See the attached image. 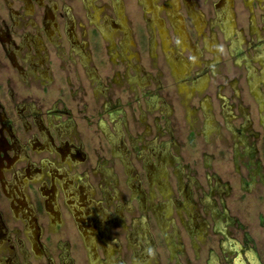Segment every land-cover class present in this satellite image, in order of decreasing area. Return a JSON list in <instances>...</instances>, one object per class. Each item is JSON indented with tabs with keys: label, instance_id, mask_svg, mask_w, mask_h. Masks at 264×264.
<instances>
[{
	"label": "rangeland",
	"instance_id": "1",
	"mask_svg": "<svg viewBox=\"0 0 264 264\" xmlns=\"http://www.w3.org/2000/svg\"><path fill=\"white\" fill-rule=\"evenodd\" d=\"M162 1L165 0H158ZM52 2L57 6L55 14L61 26L65 24L66 9L70 10L76 25L72 37L63 32L61 37L53 38L49 43V58L54 59L56 55L65 60L73 58L77 64L82 80L73 81V87L79 89L83 83L85 91H79L77 99L80 105L89 103L95 109L90 110V114H94L90 128L91 134H95L93 140L105 134L113 140L122 137L127 146L121 153L110 150L111 154L105 159H95L98 165L93 169L69 171L67 168L74 184L78 179L73 180L71 173L82 178L83 184L91 189L86 201L91 205L84 206L76 196L69 198L71 208L84 223L92 226L96 218L105 219V214L97 213L98 209L93 206L99 201L108 216H113L109 225H105L106 239L116 243L113 263L264 264V79L259 81L255 95L246 82L248 67L256 72L264 68V4L261 0H251V4L234 0L236 27L241 36L236 31L231 33L235 39L240 36L239 44L232 50L218 23H211L219 0H196L198 9L205 14L204 30L209 48L203 44L182 4L191 35L184 47L196 45L200 53H193L196 58L190 60L188 49L180 50L194 62L189 73L181 78H174L168 69V55L162 52L156 26L154 34L152 30L155 55L151 54L145 10L139 0H124L133 42L123 51L120 48L122 28L117 21L114 26L107 25L108 32L103 34L100 30L106 13L114 17L111 0H91L89 8L84 0ZM250 11L255 26L249 24ZM160 15L161 19L165 17L162 11ZM167 30L169 41L175 45L177 38L169 26ZM108 36L115 44L113 52L109 50ZM204 76L208 80L202 92L195 89L191 95L185 94L184 85ZM45 78L58 77L48 73ZM84 93L88 95L86 98ZM208 97L214 124L202 128L206 120L201 104H205ZM108 111L115 114L113 121ZM235 138L237 147L234 148ZM135 143L139 148L133 157L128 150L132 152ZM147 146L155 148V155L150 156ZM148 166L155 168V183L146 176ZM138 174L143 196L130 200L129 197L135 195L133 187ZM180 174L181 191L177 185ZM104 184L109 186L110 195L100 192ZM29 193L40 217L41 229L60 231L55 241L57 246L51 248L56 256L62 252L73 264H86L85 260L88 264H98L96 262L106 260V249L101 246L102 231L96 236L89 234L87 240L81 236L61 194L56 202L64 221L60 218L62 224L59 221L51 225L45 217V205L39 198L38 188L31 187ZM108 196L113 202L106 206ZM119 199H124L126 209L115 213L113 206ZM168 202L171 207L155 216L158 207ZM6 213L12 214V210L8 208ZM137 217L140 231L137 243H133L123 229ZM191 222L196 224L195 228L191 227ZM16 224L21 226L19 222ZM41 242L45 243L43 237ZM140 246L147 250L142 258L138 257Z\"/></svg>",
	"mask_w": 264,
	"mask_h": 264
},
{
	"label": "flooded vegetation",
	"instance_id": "2",
	"mask_svg": "<svg viewBox=\"0 0 264 264\" xmlns=\"http://www.w3.org/2000/svg\"><path fill=\"white\" fill-rule=\"evenodd\" d=\"M139 1L145 10L146 23L150 33L151 54L155 55V37L152 35V30L154 34L156 26L159 28L161 37L159 44L162 45V52L168 55L171 65L170 67L166 62L168 69L174 78H181L189 73L190 67L194 63L190 62L196 58L192 54H196L197 51L200 53V48H197L196 45L184 47L187 40L191 39V35L185 14L182 11V4L193 27L201 36L203 44L209 48L206 45L207 38L204 30L205 14L198 9L196 0ZM246 1L251 4V0ZM84 2L85 6L89 8L88 4L91 0H84ZM261 3L264 4V0H261ZM53 5L55 4L52 0H0V264H73V260L69 261V258L67 260L62 252L57 256L53 253L52 249L57 244L55 241H57L56 237L60 231L45 232L41 229L40 223L38 224L40 217L29 193L33 186L39 190V198L45 205V217L51 225H56L61 220L60 218L64 221L63 214L56 202L61 194L68 204L67 209L70 210L68 212H71L74 220L72 221L81 236L83 235L87 240L89 234L96 236V233L102 231L101 246L106 249V260L96 263L116 264L113 263V247L116 243L110 242L105 237V225H109L113 216H108L109 214L99 201V204L93 206L98 209L97 213L105 214V219L96 218L92 226L84 223L79 214L71 208L69 198L76 196L84 206L91 205L92 203H86L91 189L83 184L82 178L71 173L74 176H72L73 180L78 179L77 184H74L71 181L72 178L69 177L70 173L67 168L69 171L80 168L84 171L88 168L93 169V166L98 165L95 164V159H105L111 154L110 150L111 152L118 150L121 153L124 148L127 149V146L122 141V137H120L121 140L115 138L113 140L112 137L109 138L104 134L103 137H98V140L96 137L93 140L95 134L90 132L94 118V114H90L92 107L89 103L80 105L81 102L77 99L79 91H85L84 85L81 83L79 89L73 87V81L80 82L82 80L76 68L77 64L73 58L65 60L58 55L54 57L55 60L49 58L51 53L49 43L53 38L61 37L60 34L63 32L66 33V36L72 37L75 35L76 25L70 10L66 9L69 13L64 15L66 25L61 26L56 19L57 6ZM249 7L251 8V5ZM111 9L115 18L106 13L104 24L100 26V30L103 34L108 32L107 25L114 26L117 21L122 28L123 41L120 42V48L123 51L128 47L127 44L133 42L128 27L124 0H111ZM161 11L165 14L163 19L160 17ZM167 22V26L177 38L175 45L169 41L171 39L165 25ZM213 22L218 23L222 34L229 40L230 49L235 48L239 44L241 33L236 27L234 0H219L218 9L211 23ZM249 24L255 26V18L251 11ZM210 29L213 30L212 27ZM233 31L239 33L240 36L237 39L232 36ZM108 37L110 38V36ZM109 41V50L113 52L112 45L115 46V44L112 42L114 41L111 38ZM184 49H188L190 60L180 52ZM54 71H57L56 75ZM48 73L58 78L48 80L45 78ZM261 78L264 79L263 67L259 72L253 68H247L246 82L253 95H255L253 92L257 90ZM191 80L192 82L188 86L184 85L187 95H191L195 89L202 92L207 87L206 76ZM87 96L84 93V98ZM206 101L205 104H201L203 119L206 120L202 122V128H210L209 124H214L211 100L208 97ZM93 110L95 111V109ZM225 113L226 111L224 115ZM107 114L113 121L115 115L113 111H108ZM245 120L249 121L247 115ZM118 133L120 134L119 130ZM129 136L131 135L129 134ZM102 139L107 141L104 143ZM88 140L93 142L90 143ZM135 144L132 145L133 153L128 150V154L133 157L135 156L134 151L139 148ZM236 144L235 138L233 139L234 148L237 147ZM146 151L150 156L155 155L153 147L147 146ZM145 172L152 183H155L153 180L155 168L148 166ZM178 179L177 185L181 191L183 184L181 174ZM141 184L142 181L138 174L133 187L135 195L130 196V200L143 196V192L140 190ZM169 189H171L170 185ZM100 192L110 195L109 186L104 184ZM110 197L108 196L105 201L106 206L113 202V198ZM170 204L168 202L159 206L155 216L160 214L161 210L166 211L170 208ZM113 207L115 213L126 209L124 199H119ZM8 208L12 210V214L6 213ZM19 214L20 216H18ZM178 214L183 218L181 212L178 211ZM62 221H60L61 224ZM18 222L21 226L16 224ZM138 222L137 217V219L131 220L129 227L124 228L123 226L124 233L126 236H130L133 243L138 241L137 234L140 231ZM190 225L193 228L196 227L194 222H191ZM140 227L145 228L143 225ZM41 237H43L44 244L41 242ZM41 247L43 252H41ZM146 252V248L140 246L138 257L142 258ZM66 255L69 256L68 251ZM91 264L95 263L91 262Z\"/></svg>",
	"mask_w": 264,
	"mask_h": 264
},
{
	"label": "crops",
	"instance_id": "3",
	"mask_svg": "<svg viewBox=\"0 0 264 264\" xmlns=\"http://www.w3.org/2000/svg\"><path fill=\"white\" fill-rule=\"evenodd\" d=\"M86 245H87V244H86ZM84 246H85V245L82 244L83 249H84ZM84 257H85V254H84ZM85 262H86V264H88L86 260H85Z\"/></svg>",
	"mask_w": 264,
	"mask_h": 264
}]
</instances>
